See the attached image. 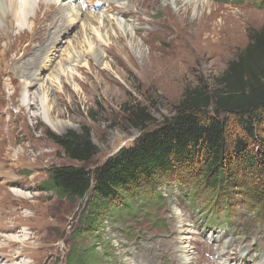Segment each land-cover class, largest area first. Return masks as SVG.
Listing matches in <instances>:
<instances>
[{
	"label": "rangeland",
	"instance_id": "1",
	"mask_svg": "<svg viewBox=\"0 0 264 264\" xmlns=\"http://www.w3.org/2000/svg\"><path fill=\"white\" fill-rule=\"evenodd\" d=\"M37 1L22 28L31 26L41 5L71 14L60 44L33 43L30 28L8 33V19L0 24V264H66L76 245L85 203L45 189L49 168L75 162L47 131L89 127L99 152L87 167L101 165L140 135L125 103L145 107L157 122L170 117L186 88L213 85L264 27V8L249 0H88L86 8ZM117 21L130 25L128 35ZM188 188L163 192L166 205L155 214L163 225L128 223L139 237L106 227L101 241L111 254L100 264H264V220L243 196L234 203L242 202L233 208L232 225L218 220L224 215L203 217L186 202ZM6 224L13 229L2 231ZM11 236L20 244L3 247Z\"/></svg>",
	"mask_w": 264,
	"mask_h": 264
},
{
	"label": "trees",
	"instance_id": "2",
	"mask_svg": "<svg viewBox=\"0 0 264 264\" xmlns=\"http://www.w3.org/2000/svg\"><path fill=\"white\" fill-rule=\"evenodd\" d=\"M249 1L264 8V0ZM253 34L213 85L186 88L170 117L157 122L145 107L125 103L127 120L140 135L101 165L87 167L99 152L89 127L46 132L75 163L49 168L45 189L85 203L66 264L106 259L109 244L101 240L108 226L135 238L141 234L128 225L132 220L163 225L155 216L166 205L163 192L182 184L189 185L182 191L186 202L203 217L224 215L218 220L234 225L233 208L242 202L234 203L243 196L264 220V27ZM122 220L126 226L117 228Z\"/></svg>",
	"mask_w": 264,
	"mask_h": 264
},
{
	"label": "bare ground",
	"instance_id": "3",
	"mask_svg": "<svg viewBox=\"0 0 264 264\" xmlns=\"http://www.w3.org/2000/svg\"><path fill=\"white\" fill-rule=\"evenodd\" d=\"M18 1L19 0H0V24L5 19H8L6 21L7 26H8L7 32L8 33L12 32V31L14 32L15 28L16 29H22V31L30 28V30H31L30 33L33 34V36L31 37V42L34 43V41H39L40 44L46 43V42H52V44H53L54 42H57L58 44H60L61 38L62 37L65 38V36L67 34V33H65L67 31V28L69 25L68 24L69 20H68L67 16H68V14H71L69 9H67L65 7H61L60 5H57L54 7H50L45 11H42L43 6L41 5V7H39L37 10V14H36L37 17L34 19V21L32 23H30L31 26L22 28L23 26H25V24L30 22V21H28V14H29L28 11L30 10L32 3H33L32 1H34V0H21V2H18ZM39 1L42 2V0H39ZM39 1H37V3H36V4H38V6L40 5ZM110 4H111L110 8H112L113 4L112 3H110ZM124 12L125 11L122 12V15ZM19 13L21 15H23L20 17V19L18 18ZM123 16H126V14L124 13ZM57 20L59 22L56 23L55 29L52 30V28L54 27L53 24ZM98 20L100 21V18H98ZM98 20H96V21H98ZM105 22H106V20H105ZM116 24H117V27L119 28V30H124V31H126L127 35L129 34V31H130V25L129 24L122 26L120 21H117ZM12 34H14V33H12ZM60 35H61V37H60ZM44 36H47V37H44ZM62 70L65 71V69H63V68H62ZM33 96H35V95H33ZM35 97H37V100L43 101L42 100L43 97L40 95V93L37 94V96H35ZM12 202H10V203H12ZM12 208L18 210V206H14ZM1 214H2V212H1ZM12 229L13 228L10 225L6 224L2 231L12 230ZM17 236H11L10 238H8L9 243H7V244L1 243V245H4L3 247H7L11 243L20 244L19 242H16V241H20ZM3 258H5V256H3ZM12 260H14V259H12ZM9 264H10V262H9ZM134 264H137V263H134Z\"/></svg>",
	"mask_w": 264,
	"mask_h": 264
}]
</instances>
